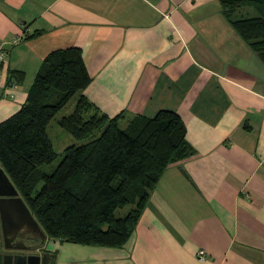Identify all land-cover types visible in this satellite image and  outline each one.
Wrapping results in <instances>:
<instances>
[{"label": "crops", "instance_id": "0c3cea01", "mask_svg": "<svg viewBox=\"0 0 264 264\" xmlns=\"http://www.w3.org/2000/svg\"><path fill=\"white\" fill-rule=\"evenodd\" d=\"M71 45L100 110L173 109L195 152L163 170L123 245L45 233L48 264H264V60L224 4L0 0V120L21 106L44 56Z\"/></svg>", "mask_w": 264, "mask_h": 264}, {"label": "trees", "instance_id": "16d2710c", "mask_svg": "<svg viewBox=\"0 0 264 264\" xmlns=\"http://www.w3.org/2000/svg\"><path fill=\"white\" fill-rule=\"evenodd\" d=\"M220 1L232 26L264 60V0ZM244 6L257 14L233 16ZM90 81L81 47L48 52L21 106L0 120V163L49 237L121 246L163 170L195 148L177 111L109 115L84 93ZM74 95L72 109L57 124L78 139L104 126L81 143L67 144L46 172L41 165L57 155L48 123Z\"/></svg>", "mask_w": 264, "mask_h": 264}, {"label": "flooded vegetation", "instance_id": "af4514ba", "mask_svg": "<svg viewBox=\"0 0 264 264\" xmlns=\"http://www.w3.org/2000/svg\"><path fill=\"white\" fill-rule=\"evenodd\" d=\"M10 191L0 176V192ZM16 201L10 199V194H0V251L10 253H38L43 256L45 264L50 261L49 253L43 249V240L41 235L35 230L26 228V224L20 223L15 217ZM7 244L4 247L3 244ZM20 244V247L14 248L11 245ZM28 245L34 246L29 250Z\"/></svg>", "mask_w": 264, "mask_h": 264}, {"label": "water", "instance_id": "95a60500", "mask_svg": "<svg viewBox=\"0 0 264 264\" xmlns=\"http://www.w3.org/2000/svg\"><path fill=\"white\" fill-rule=\"evenodd\" d=\"M0 176L2 181L10 188V191H1L0 194H10V199L16 201L17 207L15 208V217L20 223L26 224V228L29 230L37 231L44 239L45 232L39 224L38 220L32 214L30 208L24 201L23 197L19 194L15 184L10 179L9 175L5 171L4 167L0 163ZM7 247V244H3ZM29 250H33L34 246L28 245ZM0 264H45L43 256L38 253H10L0 251Z\"/></svg>", "mask_w": 264, "mask_h": 264}, {"label": "rangeland", "instance_id": "374dc122", "mask_svg": "<svg viewBox=\"0 0 264 264\" xmlns=\"http://www.w3.org/2000/svg\"><path fill=\"white\" fill-rule=\"evenodd\" d=\"M254 14H257V11L251 6L239 7L233 12V16L235 17L248 16ZM75 97L76 95H74L63 107H61L48 123L47 130L52 139L53 145L57 150V155L51 162L44 163L41 165V168L46 172L51 171L56 166V164L59 162L62 156L63 148L67 144L73 142L81 143L85 141L87 138H90L91 136L98 134L104 126V125L100 126V128L96 129L94 133L90 134L88 137H84L83 139H78L76 137H73L65 129L60 127L56 122V118L61 116L62 114L68 113L72 109L75 101Z\"/></svg>", "mask_w": 264, "mask_h": 264}, {"label": "built area", "instance_id": "2783aa9c", "mask_svg": "<svg viewBox=\"0 0 264 264\" xmlns=\"http://www.w3.org/2000/svg\"><path fill=\"white\" fill-rule=\"evenodd\" d=\"M17 38H14L13 41H16ZM7 51L5 49L0 50V63H2L4 57L6 56ZM196 255L199 259H205L206 257V250L202 247L198 248L196 251Z\"/></svg>", "mask_w": 264, "mask_h": 264}]
</instances>
